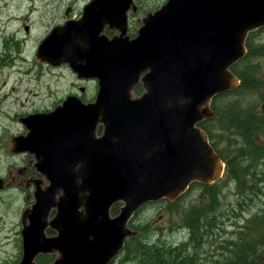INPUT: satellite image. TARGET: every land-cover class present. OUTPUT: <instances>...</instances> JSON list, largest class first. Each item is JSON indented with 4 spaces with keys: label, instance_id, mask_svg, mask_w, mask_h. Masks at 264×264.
I'll list each match as a JSON object with an SVG mask.
<instances>
[{
    "label": "water",
    "instance_id": "1",
    "mask_svg": "<svg viewBox=\"0 0 264 264\" xmlns=\"http://www.w3.org/2000/svg\"><path fill=\"white\" fill-rule=\"evenodd\" d=\"M129 3L92 0L80 21L55 29L40 44V59L67 62L80 76L98 77L100 91L95 103L76 106L67 99L31 117L48 124V136L55 139L100 113L105 127L98 149L93 144L87 153L88 169H65L67 178L59 171L49 174L50 185L24 211L22 220L29 223L22 229L19 264H37V253L52 251L61 253L54 264H105L126 236L135 235L126 224L140 206L162 198L173 201L191 182L209 184L223 173L207 132L196 124L213 117L210 104L217 94L239 85L229 67L245 55L249 32L264 26V0H167L143 19L134 39L100 35L104 23L124 31ZM79 37L87 44L81 51L75 44ZM52 51L56 56H48ZM146 69V92L130 98ZM53 118L71 119L59 123ZM115 201L123 205L111 219L108 210ZM52 207L56 214L47 221ZM49 225L57 236H45ZM93 256L95 262H89Z\"/></svg>",
    "mask_w": 264,
    "mask_h": 264
},
{
    "label": "flooded vegetation",
    "instance_id": "2",
    "mask_svg": "<svg viewBox=\"0 0 264 264\" xmlns=\"http://www.w3.org/2000/svg\"><path fill=\"white\" fill-rule=\"evenodd\" d=\"M91 1L92 0H0V74L5 71H20L24 68V65L29 66L31 63H34V67L46 66L53 71L65 68L73 76V81L70 83V89L65 93L61 100L54 101L51 108L48 107L42 110H28L25 108L26 105H24V100L32 96L30 90H25V94L28 97L23 101L19 100V106L24 108L23 111L16 112L13 115L10 113L12 121H10L9 117H3L5 118L4 122L0 125V191L7 193V198L10 200L17 201L23 197L25 202V206H21L18 213V216L21 219V244L23 241L22 229L29 223V220L26 218L24 222L22 220L24 211L31 208L36 202V194L39 191L45 190L46 187L50 185L49 174L53 175L55 171H59L67 178L66 173L64 172L65 169H88V164H90V162L87 160V153L93 149V144L95 145V149H98L96 147L97 138L101 137L104 132L105 126L101 118V113L98 114L94 120L91 119L89 124H87V122L84 124L79 122L69 126L68 131H66L62 137H57L58 139L48 136V132L46 131L48 124L38 122L40 118L31 117L39 113H49L67 99H72L75 105H88L97 101L100 91V79L98 77L80 76L67 62L52 63L40 59L38 55L40 44L44 39L55 29L62 30L67 23L80 21L83 18L84 11L87 9ZM146 4H149L148 0L145 2L143 0H130V3L125 5L126 13L122 38H127L128 40L134 39L137 36L139 27L143 23V19L160 7V5H156L153 8L146 9L144 12L142 11L143 13L140 15L139 11L145 8ZM44 6H47V8H45L46 10L44 9ZM3 11L6 12L5 15H3ZM38 12L39 14H37ZM57 12H61V14L58 17H55ZM45 19L49 20V22ZM35 26L39 27L36 31L34 29ZM46 29L48 30L43 36H38L40 33H44ZM118 34H120L118 28H113L108 23H104L100 31V35L107 40L117 37ZM75 44L79 47L80 51L84 50L87 46L85 37H79L75 41ZM48 53V56L50 57L56 56L53 54V51ZM27 68L29 67H25V69ZM147 71L148 69L142 71L137 78L136 83L129 92L130 98H138L146 92L143 75ZM1 101L2 98H0V110L2 108ZM16 102L17 100L13 103L15 104ZM53 119L57 122L59 120H68L71 118ZM72 119L76 122L81 121V118ZM206 121L208 120H202L201 127H203L202 125ZM10 122L16 123L17 125L10 124ZM135 127H137V125H133V128ZM88 133L90 134V139H87ZM207 135L209 141L212 142L208 132ZM42 170H45L46 172ZM78 183L80 184V179L78 180ZM61 193L62 192L60 191L56 195V199ZM197 193H202L201 188H199ZM79 196H81L80 193ZM182 196L183 194L179 197L181 198ZM199 197L211 198L210 195H201ZM177 199L170 201L167 198H162L161 200H164V202L167 203L168 201L177 202ZM187 201L188 199L184 200L183 208L186 206V203H188ZM115 202L110 205L108 210V215L110 214L111 219L119 214L120 207L122 206L121 203ZM154 202L145 203V205L141 206L133 213L129 222V227L135 231V236H127L124 239V245L121 250L115 256H112L105 264H113L116 259H119L120 254L125 251L124 247L127 243L132 244L130 253L127 256L128 263L132 260V254L135 248L134 241L140 238L139 233L141 232V228L138 229L135 227L137 219L136 215L139 211L150 208ZM196 203L197 200H192L190 202V210L184 212L181 220L172 219L169 226L163 227L170 231H173L174 229L177 231L181 228L185 229L186 234L184 237L186 239L192 232H195L196 229L201 230L202 225H205L206 223L203 218L201 222H199V220L194 223L190 221L189 226L183 222V219L189 213H192L199 207L206 206H200ZM217 204L219 206L220 202L218 201L216 204H213V207ZM78 211H83L82 215L85 213L83 206H80ZM55 214L56 208L52 207L47 221L51 220ZM167 214L171 216L170 218H173L174 210L172 209V211H169ZM158 218L164 219V215H160ZM175 226L177 227L175 228ZM44 233L46 237H55L58 234L57 230L51 228L50 225L45 228ZM136 236H138V238ZM87 238L88 237L85 236L84 244L81 247V252L84 258L87 256ZM105 249H107V247ZM38 254L40 255L36 260L39 264H54L61 258V253L58 254L53 251L51 253L40 252L37 253L36 256ZM95 260L96 257L93 256L89 262L94 263ZM20 262L21 261L17 263L15 262L14 264H19Z\"/></svg>",
    "mask_w": 264,
    "mask_h": 264
},
{
    "label": "trees",
    "instance_id": "3",
    "mask_svg": "<svg viewBox=\"0 0 264 264\" xmlns=\"http://www.w3.org/2000/svg\"><path fill=\"white\" fill-rule=\"evenodd\" d=\"M251 36L252 34L247 40L246 56L232 64V69L239 76L241 84L214 99L212 106L216 116L202 125L207 130L214 149L226 163V173L222 179L206 186L193 184L199 185L202 191L195 195V198L204 194L211 196L210 203L194 210L190 217L193 223L198 220L201 222L203 219L207 221L202 225L204 229H196L187 239L171 245L160 241L154 243L151 248L146 246L148 250L143 249L142 242L138 243L132 258L134 256L140 261L145 257V264H167L165 256L172 254L174 259L180 258L177 264H245L248 259L264 262V217L261 215V213L264 215V99L260 101L259 98L260 91L264 88V75L262 78L255 76L253 83L247 78L248 72L255 67L254 57L248 58L259 48L251 42ZM261 80L263 87L259 83ZM232 184L238 191L242 184L249 185L246 197L252 199V202L255 201L251 194V189H255L257 199H263V203L253 214L240 210L243 215L241 213L232 215L237 217L241 224L236 225L230 221L233 229L229 232L235 231L238 238L233 240L235 239L233 235L232 239L226 240L220 234L226 233L224 222L230 220V216H225V219L219 221L214 213L217 205L214 208L209 206L213 207V204L218 202L216 198L224 185L229 187ZM238 191L232 194L243 195L244 191ZM221 195L224 201L223 197L227 194ZM187 218L188 216L185 217L184 223L189 226ZM260 253L263 255L260 256ZM149 255L151 257H148Z\"/></svg>",
    "mask_w": 264,
    "mask_h": 264
},
{
    "label": "rangeland",
    "instance_id": "4",
    "mask_svg": "<svg viewBox=\"0 0 264 264\" xmlns=\"http://www.w3.org/2000/svg\"><path fill=\"white\" fill-rule=\"evenodd\" d=\"M144 2L146 0H143ZM149 4H146V7L139 11L141 15L146 9L153 8L156 5H161L165 2V0H148ZM47 6H44V9ZM46 10V9H45ZM143 11V12H142ZM5 11H3V15H5ZM39 14V12L37 13ZM61 12H57L55 17H58ZM46 20V19H45ZM49 22V20H46ZM49 24V23H48ZM38 26H35L34 29H38ZM49 29V28H48ZM44 33H40V35H44ZM251 42L254 46H258L259 48L254 51V55L250 56L248 59L253 58L255 67L252 68L251 71L248 72V80L253 83L255 81V76L258 78H262L264 75V28H261L258 31H255L254 34L251 36ZM35 64L31 63V65L26 66L20 71L8 72L5 71L4 73L0 74V98H2V108L0 110V125L4 122L3 117H9L11 120V115L16 112L23 111V107H20L19 100H24L28 96L25 94V90H30L32 92V96L24 100L25 108L28 110L33 109H46L48 107L51 108V105L54 101L61 100L64 97L65 93L70 89V83L73 81V76L69 73L67 69H59L56 71L47 68L46 66H37L34 67ZM25 67H29L25 69ZM32 67V68H30ZM251 68V67H250ZM29 73V74H25ZM260 86H262V80L259 82ZM79 84V83H78ZM257 84V83H255ZM84 85V84H82ZM260 101L264 99V88L260 91ZM17 102L14 104L13 102ZM11 113V115H10ZM264 115V113H263ZM10 124H16L10 122ZM17 125V124H16ZM232 139V138H231ZM232 145L235 143L229 140ZM228 186V185H227ZM225 185L223 186V188ZM231 189H226L225 194L226 196L223 197L224 201H222V196L217 197L216 199L220 201V205L214 210V213L217 215V220L221 221L225 219V216H230L234 214L241 213L243 215V211H250L251 214L255 213L262 207L263 199H257V194L255 189H251V194L255 198V201L252 202V199L246 197V194L249 192V185L242 184L238 187L240 191L235 190V185L232 184L229 186ZM199 190V185H193L190 190L182 196V199L175 202L169 203L164 202V200H158L154 202V204L147 209H143L138 212L136 215V228H141L140 238L134 241V247L137 242H142L143 249H147L148 242H165L167 244H172L178 239L182 238L186 234L185 229L175 230L171 232L169 230H165L164 233L158 235L153 233L154 229H159V226H169L171 223L170 215L167 214L166 210H174L173 217L177 220H181L184 215V212H188L190 202L192 200H197V205L205 206L206 204L210 203V199L208 197H198V198H190ZM243 192V195L237 194L233 195L232 193L236 192ZM191 193V194H189ZM189 194V195H188ZM264 196V195H263ZM7 193L0 191V264H14L15 262H19L22 260L23 257V249L22 244L20 241L21 234V219L19 218V210L21 206H25V202L23 197L16 200H10ZM190 198V199H189ZM188 199V203L183 208L184 200ZM224 207H222V205ZM182 207V208H180ZM210 208H214L209 206ZM160 215H164V219H159ZM193 213H189L187 216V220L190 222V217ZM240 215V216H241ZM261 215L264 217L263 213ZM230 220H226L224 222V229L226 233H221V236H224V239L230 240L235 235L236 240L237 234L235 231L230 230L233 229V224L231 222L236 223V225H240L241 222L238 220L237 217L229 218ZM185 218L183 219V221ZM231 221V222H230ZM207 223V221H206ZM204 227L202 226V230ZM160 230V229H159ZM167 239H165V238ZM130 244V243H129ZM232 247V246H231ZM148 250V249H147ZM192 251V250H191ZM128 254V249L123 251L120 254L119 259H116L113 264H145L144 260L145 257L138 261L136 258H132V260L128 263V258L124 259ZM261 254V253H260ZM35 258V262H37V257ZM129 255V254H128ZM261 254L260 256H262ZM58 256V254H57ZM148 257H151L150 255ZM124 259V260H123ZM165 261L167 264H177L180 262L179 259H174V255L165 256ZM186 263V261H185ZM245 264H264V262L254 261L248 259Z\"/></svg>",
    "mask_w": 264,
    "mask_h": 264
},
{
    "label": "bare ground",
    "instance_id": "5",
    "mask_svg": "<svg viewBox=\"0 0 264 264\" xmlns=\"http://www.w3.org/2000/svg\"><path fill=\"white\" fill-rule=\"evenodd\" d=\"M118 30H119V33H120V34H118V36H121V37H122V30H121V29H118ZM122 39H124V38H122ZM120 46H121V45H120ZM127 46H128V45H127ZM121 47H122V46H121ZM122 49H123V48H122ZM143 65H144V64H143ZM144 66H145V65H144ZM197 194H199V193L196 192L194 195L191 196V198H195V195H197ZM189 199H190V198H189ZM234 215H235V214H234ZM234 215H233V216H234ZM233 216H232V217H233ZM232 217H230V218H232ZM37 241L39 242V240H37ZM165 242H166V241H165ZM170 245H171V244H170ZM90 260H91V258L89 259V261H90Z\"/></svg>",
    "mask_w": 264,
    "mask_h": 264
}]
</instances>
